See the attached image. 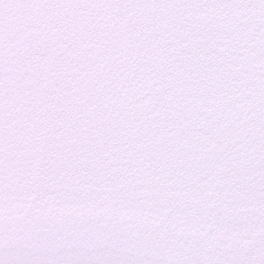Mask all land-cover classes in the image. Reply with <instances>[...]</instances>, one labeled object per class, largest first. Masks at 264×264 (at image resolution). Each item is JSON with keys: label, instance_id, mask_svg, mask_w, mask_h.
I'll return each instance as SVG.
<instances>
[{"label": "snow or ice", "instance_id": "6c2138e0", "mask_svg": "<svg viewBox=\"0 0 264 264\" xmlns=\"http://www.w3.org/2000/svg\"><path fill=\"white\" fill-rule=\"evenodd\" d=\"M0 264H264V0H0Z\"/></svg>", "mask_w": 264, "mask_h": 264}]
</instances>
